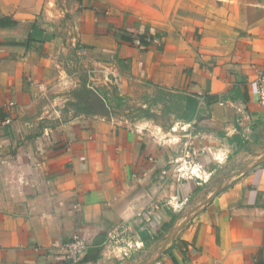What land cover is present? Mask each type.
Here are the masks:
<instances>
[{"label":"crops","instance_id":"1","mask_svg":"<svg viewBox=\"0 0 264 264\" xmlns=\"http://www.w3.org/2000/svg\"><path fill=\"white\" fill-rule=\"evenodd\" d=\"M77 46L121 97L166 91L182 117L122 121L96 89L70 93ZM260 71L264 0H0V264H264ZM171 143L194 145L201 176ZM124 224L130 259L105 247ZM77 234L90 247L66 261Z\"/></svg>","mask_w":264,"mask_h":264},{"label":"rangeland","instance_id":"2","mask_svg":"<svg viewBox=\"0 0 264 264\" xmlns=\"http://www.w3.org/2000/svg\"><path fill=\"white\" fill-rule=\"evenodd\" d=\"M79 50L81 49L77 46V49L74 48V51L70 56L72 61L70 62L69 69L70 93H79V90L83 88L82 94L87 92L88 96L92 94L96 95V90L105 94L108 99L106 102L112 109H114V117L122 121L128 120L135 122L142 120V118L147 115V110L150 108H153L154 111H161L165 108L167 112H164L163 115L161 114L160 116H157L156 120H161L164 124V129L167 130L169 127L168 124L170 123V118L168 117L169 113L175 114V119L182 117L184 101L177 98H166L167 100H164V96L168 94L166 91L163 92L164 94H162L161 91H156L159 92V94L150 96L151 98L148 99V97L145 96L147 94L145 92H141L140 88L137 87L138 89L136 90L135 88V90H132L130 95L121 97L118 85L115 83V76L111 73L113 69L107 65H98V61H95L94 58H88L86 55L81 54ZM107 63L108 62H106V64ZM99 81H101V83H99ZM93 89L96 90L94 91ZM61 91L63 93L64 90ZM56 95L58 94H52L51 98L54 100ZM50 100H48V103ZM56 107L58 109H66L67 103L66 101H59V104L56 105ZM144 107L145 109H143ZM47 119L49 118H46L45 120ZM171 145L173 149L172 155L177 157L181 156V158H186V160L191 162H186V169L184 170L185 174L187 173L188 175H191L192 168H196V163L194 162L195 155L193 153L194 145L192 143H171ZM201 170L202 169H200V172H196L200 176L203 174V170ZM145 261V258H140L138 260L139 264H142V262Z\"/></svg>","mask_w":264,"mask_h":264},{"label":"built area","instance_id":"3","mask_svg":"<svg viewBox=\"0 0 264 264\" xmlns=\"http://www.w3.org/2000/svg\"><path fill=\"white\" fill-rule=\"evenodd\" d=\"M256 91L258 101L260 105L264 107L263 71H260L258 73L256 79ZM196 172H200V169L192 168L191 176H200ZM89 247L90 244L87 239L77 234L72 238L69 243L62 247L61 255L65 258L66 261L76 262L81 256H83L88 251ZM105 247H107L110 253L115 257L129 259L143 248V243L137 237L132 226L124 224L119 227H115L108 232L107 239L105 241Z\"/></svg>","mask_w":264,"mask_h":264},{"label":"trees","instance_id":"4","mask_svg":"<svg viewBox=\"0 0 264 264\" xmlns=\"http://www.w3.org/2000/svg\"><path fill=\"white\" fill-rule=\"evenodd\" d=\"M155 36L149 34V33H144L142 35H138L136 40L139 44H141L143 46V48H148V46L150 45V41L154 40ZM122 40L125 42H132L133 37H128V36H122ZM87 49V47H85ZM88 50V49H87ZM150 115H148L149 117Z\"/></svg>","mask_w":264,"mask_h":264}]
</instances>
